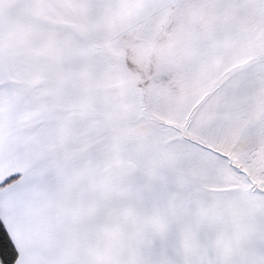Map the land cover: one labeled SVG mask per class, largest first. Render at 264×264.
Instances as JSON below:
<instances>
[{"label": "snow or ice", "instance_id": "1", "mask_svg": "<svg viewBox=\"0 0 264 264\" xmlns=\"http://www.w3.org/2000/svg\"><path fill=\"white\" fill-rule=\"evenodd\" d=\"M0 264H264V0H0Z\"/></svg>", "mask_w": 264, "mask_h": 264}]
</instances>
